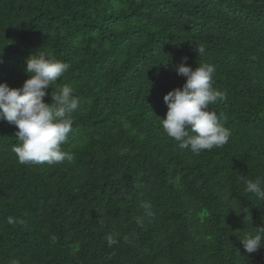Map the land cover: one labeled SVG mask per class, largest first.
I'll use <instances>...</instances> for the list:
<instances>
[{
    "label": "trees",
    "instance_id": "16d2710c",
    "mask_svg": "<svg viewBox=\"0 0 264 264\" xmlns=\"http://www.w3.org/2000/svg\"><path fill=\"white\" fill-rule=\"evenodd\" d=\"M0 51V82L22 86L44 51L70 64L44 102L63 84L80 99L71 161L20 164L0 121V264H264L239 239L264 226V201L244 190L264 179V0H0ZM184 56L214 65L226 93L210 108L230 138L199 154L160 125Z\"/></svg>",
    "mask_w": 264,
    "mask_h": 264
},
{
    "label": "clouds",
    "instance_id": "9594fccd",
    "mask_svg": "<svg viewBox=\"0 0 264 264\" xmlns=\"http://www.w3.org/2000/svg\"><path fill=\"white\" fill-rule=\"evenodd\" d=\"M196 52L198 56L203 55L205 49L197 45ZM2 55L0 51V63L3 62ZM187 60L188 57L184 56L173 66L175 73L185 81L163 96L167 111L164 118H160V125L180 149L199 154L226 144L231 131L225 127L224 114H217L210 108V105L226 99V93L213 86L215 66L204 63L192 68L187 65ZM69 69L68 62L57 59L53 54L35 51L25 60L24 71L28 78L22 86L12 88L0 82V121H6L17 129L14 136L18 143L13 145L12 151L20 164L52 165L73 159V154L62 150V146L73 131L71 113L78 109L79 97L74 95L70 85L63 84L55 93L51 90V103L44 102L47 90L57 85ZM244 184L245 192L252 194L257 203L264 201V179H245ZM141 207L146 215H151V202L144 201ZM241 208L236 213L243 212L244 220L251 225L249 209ZM7 223L22 221L9 217ZM106 239L110 247L120 242L111 235ZM123 239L127 242L129 238L124 236ZM239 239L250 258L264 249V226H251V230L243 231ZM10 264H19V261L13 259ZM244 264H250V261Z\"/></svg>",
    "mask_w": 264,
    "mask_h": 264
}]
</instances>
